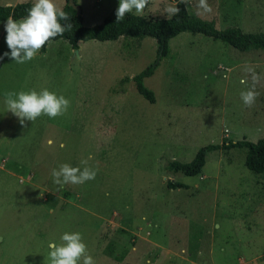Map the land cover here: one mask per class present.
Returning <instances> with one entry per match:
<instances>
[{
  "label": "rangeland",
  "instance_id": "1",
  "mask_svg": "<svg viewBox=\"0 0 264 264\" xmlns=\"http://www.w3.org/2000/svg\"><path fill=\"white\" fill-rule=\"evenodd\" d=\"M34 0H0L13 5ZM8 2L12 4H7ZM84 24L114 17L119 0H76ZM173 0H150L144 14L167 17ZM64 8L66 0H57ZM189 0L190 12L218 29L264 32V0ZM132 14H135L133 12ZM4 25L0 21V30ZM6 32L0 56L10 50ZM79 51V55L75 54ZM158 61L145 84L134 76ZM259 94L251 107L240 92ZM227 77V78H225ZM247 79V85L240 80ZM47 88L70 100L64 116L21 126L5 92ZM264 137V50L241 51L203 34L183 32L160 58L156 39L122 36L65 39L26 63L0 60V264H49V243L79 231L96 264H264V173L245 164L246 147L207 156L199 175L174 174L168 161H191L224 140ZM49 141L52 143L49 144ZM64 147H61V145ZM98 168L81 185L53 182L62 163ZM170 182L185 186L172 188Z\"/></svg>",
  "mask_w": 264,
  "mask_h": 264
},
{
  "label": "clouds",
  "instance_id": "2",
  "mask_svg": "<svg viewBox=\"0 0 264 264\" xmlns=\"http://www.w3.org/2000/svg\"><path fill=\"white\" fill-rule=\"evenodd\" d=\"M189 0H173L166 5L163 12L171 18L179 13V3L187 4ZM150 0H119L115 11L116 21H123L126 14L133 13L143 16ZM199 7L211 11L207 0H199ZM70 17L57 3V0H34L33 6L27 10V15L14 19L9 15L4 23L6 32L5 41L9 52L0 56V60L9 57L18 64L33 60L38 53L58 36H63L73 28L67 23ZM64 21L65 23H62ZM245 71L251 73L252 86L240 92V98L245 106L251 107L257 96L255 85L260 77L254 68L245 66ZM227 78V77H225ZM241 85H247V79L240 80ZM4 104L7 112L17 117L21 126H26V121L34 122L41 116L55 119L64 116L70 107V100L62 94H57L47 88L40 91L5 92ZM52 142L49 141V144ZM61 147H64L62 144ZM91 157L80 161L81 167H74L69 163H62L58 168L52 169L53 182L62 188L66 184L81 185L96 178L98 168L88 166ZM49 264H96L89 254L83 235L79 231L64 232L60 236V243H49Z\"/></svg>",
  "mask_w": 264,
  "mask_h": 264
},
{
  "label": "trees",
  "instance_id": "3",
  "mask_svg": "<svg viewBox=\"0 0 264 264\" xmlns=\"http://www.w3.org/2000/svg\"><path fill=\"white\" fill-rule=\"evenodd\" d=\"M34 2H19L14 5L0 4V21L5 22L9 15L14 19H20L27 15V10L33 6ZM71 3L77 4L76 0H66L63 10L70 17L67 23H71L73 28L63 36H58L55 40H67L73 49L79 48L81 41L89 40H117L122 36L137 37L143 39L152 37L158 44L159 59L168 56L170 53V41L183 32L193 34H203L214 40L223 41L241 51L252 49L264 50V32L246 33L238 26H231L225 29H218L214 20L205 19L195 13L190 12L187 4L179 3L180 11L177 15L169 17H156L151 14L137 16L136 14H126L123 21H116L114 17H107L102 23L86 26L84 24L83 12L78 13V9ZM62 23H65L62 21ZM47 44L40 52L47 51ZM158 65L155 61L140 73L134 76V81L138 92L149 102L155 103L156 97L152 89L145 84V79L154 74ZM235 147H246L248 153L245 159L246 166L254 172L264 173V137L258 141L226 139L222 143H211L201 147L195 157L189 162H182L176 159L170 160L166 164V169L174 174L182 173L187 176H195L202 173L210 152L220 149H232ZM172 188L185 186L180 182H170Z\"/></svg>",
  "mask_w": 264,
  "mask_h": 264
},
{
  "label": "water",
  "instance_id": "4",
  "mask_svg": "<svg viewBox=\"0 0 264 264\" xmlns=\"http://www.w3.org/2000/svg\"><path fill=\"white\" fill-rule=\"evenodd\" d=\"M73 4L77 9H78V13L81 14L82 13V10L81 8L79 7V5L75 4V3H71ZM75 54L76 55H79V51L78 50H75Z\"/></svg>",
  "mask_w": 264,
  "mask_h": 264
},
{
  "label": "crops",
  "instance_id": "5",
  "mask_svg": "<svg viewBox=\"0 0 264 264\" xmlns=\"http://www.w3.org/2000/svg\"><path fill=\"white\" fill-rule=\"evenodd\" d=\"M7 4H12V3H10V2H8ZM14 5V4H13ZM6 22V21H5ZM4 22V23H5ZM4 25H3V27H2V29L0 30V37L3 35V33H4Z\"/></svg>",
  "mask_w": 264,
  "mask_h": 264
}]
</instances>
